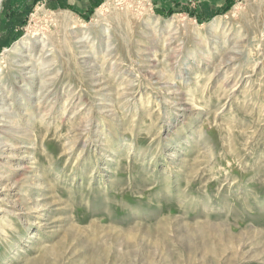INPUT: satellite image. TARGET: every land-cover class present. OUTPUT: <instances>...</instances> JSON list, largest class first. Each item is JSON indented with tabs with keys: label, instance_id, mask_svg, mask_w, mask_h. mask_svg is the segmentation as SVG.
<instances>
[{
	"label": "rangeland",
	"instance_id": "1",
	"mask_svg": "<svg viewBox=\"0 0 264 264\" xmlns=\"http://www.w3.org/2000/svg\"><path fill=\"white\" fill-rule=\"evenodd\" d=\"M185 9L0 32V264H264V0Z\"/></svg>",
	"mask_w": 264,
	"mask_h": 264
},
{
	"label": "crops",
	"instance_id": "2",
	"mask_svg": "<svg viewBox=\"0 0 264 264\" xmlns=\"http://www.w3.org/2000/svg\"><path fill=\"white\" fill-rule=\"evenodd\" d=\"M44 3L50 9H63L67 11H91L95 6L105 0H4L1 3L2 11L12 14L2 20L0 32L12 34L17 32L18 26L27 11H31L38 3ZM155 9L168 11L170 9L195 11L200 16H210L222 11L227 0H149ZM7 39L8 35L4 36ZM2 40V37H1Z\"/></svg>",
	"mask_w": 264,
	"mask_h": 264
},
{
	"label": "bare ground",
	"instance_id": "3",
	"mask_svg": "<svg viewBox=\"0 0 264 264\" xmlns=\"http://www.w3.org/2000/svg\"><path fill=\"white\" fill-rule=\"evenodd\" d=\"M58 18L61 20V21H63V22H67V17L65 16V15H59L58 16ZM144 23V26L146 27L147 26V24H145V22H143ZM150 23V22H149ZM154 23V22H153ZM156 24V23H155ZM143 25V24H142ZM220 24H219V20H215L213 23H211V26H210V30H215V29H217V27L219 26ZM148 26H149V24H148ZM151 27V26H150ZM154 28V27H153ZM155 31V30H154ZM75 33V35H74V39H77V41H81V40H83V39H88V35L86 36V32L85 31H82V30H77V32H74ZM45 47H47V44H43L42 45V48L44 49ZM82 47V46H81ZM10 51V50H9ZM8 51V52H9ZM11 56V55H10ZM5 58H7V56H3L2 57V59H5ZM33 61V60H32ZM4 63V62H3ZM8 87V86H7ZM3 88H4V85H3ZM2 93H4V89H2ZM8 93V92H7ZM12 95V94H11ZM1 101L3 102V101H5V96H2V97H0V103H1ZM6 113H8L7 111H5V110H3V108H0V118H3V117H5V115H6ZM10 115V114H9ZM12 117V116H11ZM13 118H14V116H13ZM15 125H19L18 123H17V121H16V124ZM19 127V126H18ZM16 131H18V129L16 130ZM1 132V131H0ZM7 136H9V135H5V137H7ZM2 137V136H1ZM0 137V147H2L1 146V144H2V142H1V140H3V138H1ZM4 143V142H3ZM2 151V149H0V152Z\"/></svg>",
	"mask_w": 264,
	"mask_h": 264
}]
</instances>
